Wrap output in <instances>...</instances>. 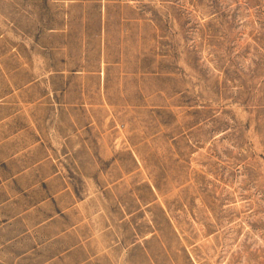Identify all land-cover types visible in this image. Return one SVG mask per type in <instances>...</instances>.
<instances>
[{
  "label": "rangeland",
  "instance_id": "obj_1",
  "mask_svg": "<svg viewBox=\"0 0 264 264\" xmlns=\"http://www.w3.org/2000/svg\"><path fill=\"white\" fill-rule=\"evenodd\" d=\"M38 1L0 0V264H264V0H136L184 91L87 163L54 157Z\"/></svg>",
  "mask_w": 264,
  "mask_h": 264
},
{
  "label": "crops",
  "instance_id": "obj_2",
  "mask_svg": "<svg viewBox=\"0 0 264 264\" xmlns=\"http://www.w3.org/2000/svg\"><path fill=\"white\" fill-rule=\"evenodd\" d=\"M30 16L37 19L29 33L36 63L27 65L54 92V157L102 162L150 146L151 126L174 98L175 76L184 91L183 72L175 74L159 51L157 18L136 0H39Z\"/></svg>",
  "mask_w": 264,
  "mask_h": 264
}]
</instances>
